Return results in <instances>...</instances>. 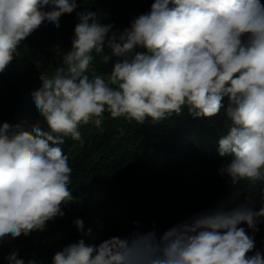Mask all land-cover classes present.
<instances>
[{"label": "clouds", "instance_id": "obj_1", "mask_svg": "<svg viewBox=\"0 0 264 264\" xmlns=\"http://www.w3.org/2000/svg\"><path fill=\"white\" fill-rule=\"evenodd\" d=\"M77 0H0V73L42 24L60 26ZM71 48L62 67L31 93L40 122L25 130L0 124V247L5 241L46 230L74 202L65 138L81 141L82 125L99 128L105 113L138 124H156L184 110L212 118L223 109L227 130L218 140L219 168L232 185L264 181V3L262 0H154L122 32L91 10L76 12ZM95 54V55H94ZM112 64L89 71L95 56ZM228 98L227 106L223 103ZM256 210L245 197L221 203L155 232L112 237L99 245L84 239L57 251L51 264H264L253 233L264 222V196ZM85 236L84 221H73ZM249 253H253L249 255ZM7 264H41L19 250Z\"/></svg>", "mask_w": 264, "mask_h": 264}, {"label": "trees", "instance_id": "obj_2", "mask_svg": "<svg viewBox=\"0 0 264 264\" xmlns=\"http://www.w3.org/2000/svg\"><path fill=\"white\" fill-rule=\"evenodd\" d=\"M154 0H77L78 7L61 17L57 28L44 23L19 48L22 64L8 66L0 73V124L9 122L31 130L36 122L46 127L31 93L42 86L41 75L48 77L62 67V57L71 48L76 12L91 10L102 23H114L121 32L130 22L150 10ZM25 48L28 52L24 53ZM95 55V54H94ZM51 58L56 61L46 66ZM106 74L105 65L95 56L90 72ZM227 106L228 98L223 100ZM227 130L225 112L212 118H193L184 110L159 123L148 119L144 124L105 113L102 125H82L81 141L65 138L61 145L72 167L69 188L75 198L63 206L65 216L48 222L43 232L5 241L0 247L4 257L19 250L21 257L51 264L53 255L70 243L84 239L99 245L112 237L127 238L133 233L155 232L162 236L172 226L214 209L221 203L235 206L247 196L259 210L264 196V181L232 185L219 174L221 165L231 157H221L218 140ZM84 221L86 232H79L73 221ZM245 227L255 237V250L264 254V222L258 232ZM253 253H249L252 255Z\"/></svg>", "mask_w": 264, "mask_h": 264}, {"label": "rangeland", "instance_id": "obj_3", "mask_svg": "<svg viewBox=\"0 0 264 264\" xmlns=\"http://www.w3.org/2000/svg\"><path fill=\"white\" fill-rule=\"evenodd\" d=\"M262 3H264V0H262ZM27 52H28V50H27V48H25L24 53H27ZM16 55H17V56H16V57L14 58V60L12 61L11 66H12V65H17V64H22V63H23V61H22V56H21V52L19 51V49H18V52H17ZM55 61H56L55 58H51V59H50L47 63H45V64H46L47 67H49V66L52 65Z\"/></svg>", "mask_w": 264, "mask_h": 264}]
</instances>
